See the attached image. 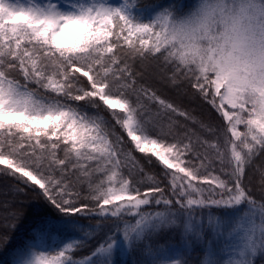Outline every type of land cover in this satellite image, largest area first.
Masks as SVG:
<instances>
[{
    "label": "snow or ice",
    "instance_id": "1",
    "mask_svg": "<svg viewBox=\"0 0 264 264\" xmlns=\"http://www.w3.org/2000/svg\"><path fill=\"white\" fill-rule=\"evenodd\" d=\"M134 6L0 0V177L13 182L0 190V251L27 192L79 237L52 252L27 243L10 264H113L117 236L143 245L146 264H190L194 244L201 264L264 257V0H197L147 20ZM189 90L207 113L162 95ZM96 227L109 232L76 259ZM168 231L182 248L153 245Z\"/></svg>",
    "mask_w": 264,
    "mask_h": 264
},
{
    "label": "trees",
    "instance_id": "2",
    "mask_svg": "<svg viewBox=\"0 0 264 264\" xmlns=\"http://www.w3.org/2000/svg\"><path fill=\"white\" fill-rule=\"evenodd\" d=\"M67 3L68 0H60ZM197 0H129V3H134L135 6L131 9L132 14L136 17L147 20L150 18L156 10L163 7L177 6L182 10H188L196 4ZM149 67L148 71H151ZM191 90H189V98L184 99L178 97L172 92H162L167 99L175 101L182 108H186L189 111L195 109L197 113L208 112V106L201 103L199 99H192ZM152 171H156L155 168ZM13 182L6 178L0 177V190H3ZM149 210L152 208H159L160 206H148ZM16 209L20 215L19 221L16 222V227L12 230V246L8 249L0 251V264H10L11 252L17 248H23L27 243H35L37 250H55L61 247L64 242H68L71 238H79L77 234L72 233L66 227L59 222V216L54 210L43 206L41 200L36 197L33 192H27L26 194L19 196L16 202ZM207 211V210H206ZM3 213H0V227L8 226V222L3 221ZM131 219V218H126ZM81 224L96 226L97 221L88 218H81ZM105 224H111V221L103 222ZM121 223L120 228L122 229ZM36 231L43 233L42 238L35 235ZM118 230L113 226V232ZM107 227H96L92 232V236L95 239H91V243L83 244V251L77 253L76 259H86L90 253L91 248L97 244V242H103L105 233H108ZM111 234V233H109ZM118 244L113 254V264H146V254L143 251V245L135 249L129 250L123 244L122 238L117 236ZM153 245L164 244L169 248L180 249L183 247L182 239L179 232L168 231L157 240L152 241ZM204 246L200 244H194L192 249L188 252L187 258L190 264H201L203 260ZM95 259V258H94ZM256 264H264V257H257Z\"/></svg>",
    "mask_w": 264,
    "mask_h": 264
},
{
    "label": "rangeland",
    "instance_id": "3",
    "mask_svg": "<svg viewBox=\"0 0 264 264\" xmlns=\"http://www.w3.org/2000/svg\"><path fill=\"white\" fill-rule=\"evenodd\" d=\"M60 2L62 4H66L65 2H62V1H60ZM111 3H113L114 5H119V4L123 3V0H111ZM47 251L52 252L53 250H47Z\"/></svg>",
    "mask_w": 264,
    "mask_h": 264
}]
</instances>
